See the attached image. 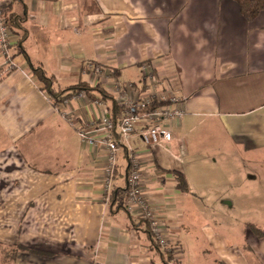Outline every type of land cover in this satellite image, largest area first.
I'll list each match as a JSON object with an SVG mask.
<instances>
[{
    "label": "crops",
    "instance_id": "1",
    "mask_svg": "<svg viewBox=\"0 0 264 264\" xmlns=\"http://www.w3.org/2000/svg\"><path fill=\"white\" fill-rule=\"evenodd\" d=\"M3 3L20 45L18 69L0 57V264H264V238L250 229L264 230V10L249 21L236 0ZM145 63L185 115L167 124L173 143L122 147L108 191L107 151L78 129L102 107L118 122L114 83L139 98ZM38 70L55 92L100 86L112 99L71 91L55 104ZM135 164L179 249L171 259L127 210ZM245 212L260 219H235Z\"/></svg>",
    "mask_w": 264,
    "mask_h": 264
},
{
    "label": "built area",
    "instance_id": "2",
    "mask_svg": "<svg viewBox=\"0 0 264 264\" xmlns=\"http://www.w3.org/2000/svg\"><path fill=\"white\" fill-rule=\"evenodd\" d=\"M5 13L3 0H0V57L6 70L11 71L19 68L15 54L20 41L6 19ZM88 68L91 69V76L106 79L101 66L89 64ZM140 69L145 89L139 98H136L135 85L123 86L118 82L114 83L112 92L124 110L118 122H114L109 110L102 107V102L97 100L95 103L103 108L100 118L78 129L83 143L107 151L108 165L104 173V186L108 191L113 186L122 147L128 146L133 138L141 139L151 149L162 148L173 143L175 138L167 124L174 120H181L185 115V111L180 106V100L172 90L162 91L158 88L160 79L153 65L145 63ZM70 122L72 126H76L72 118ZM134 167L128 180L127 210L132 214L139 212L141 218L148 223L150 234L158 246L173 256L179 249L170 244L166 226L158 217L150 200L144 196L142 173L137 169L136 164Z\"/></svg>",
    "mask_w": 264,
    "mask_h": 264
},
{
    "label": "trees",
    "instance_id": "3",
    "mask_svg": "<svg viewBox=\"0 0 264 264\" xmlns=\"http://www.w3.org/2000/svg\"><path fill=\"white\" fill-rule=\"evenodd\" d=\"M236 1L238 2L244 17L249 21H252L253 19H255L264 10V0H236ZM37 73H38L39 80L45 85V88L47 89L49 94L52 96L55 104H59L63 100L67 99L70 95H66V96H63V95H65L66 92H71V91H72V94L81 93L82 91H86V92L91 94V93H93V91H95V92H97L98 95L101 96L102 99H110V98L112 99V97L109 94H107L100 86H97L94 89H92V88L88 87L87 85H83V86H79L77 88H72V89L66 90L62 93L55 92L52 89V86H53L52 78H49L41 70H38ZM113 103H114L113 106H114L115 110L118 112L119 106L117 105V102L113 101ZM178 179H179V188L182 191H188V185H187V182H186L184 176L179 175ZM250 229L259 238H264V230H262L256 226H253V225H250ZM168 255L171 259V254H168ZM169 262H171V260Z\"/></svg>",
    "mask_w": 264,
    "mask_h": 264
},
{
    "label": "rangeland",
    "instance_id": "4",
    "mask_svg": "<svg viewBox=\"0 0 264 264\" xmlns=\"http://www.w3.org/2000/svg\"><path fill=\"white\" fill-rule=\"evenodd\" d=\"M99 98H101V96L99 95ZM237 221H248V220H253V221H256V220H258V219H260V218H257V217H255V216H253L252 214H251V212H245L244 213V216H238V218L236 217L235 218ZM173 264H176L175 262H173Z\"/></svg>",
    "mask_w": 264,
    "mask_h": 264
}]
</instances>
